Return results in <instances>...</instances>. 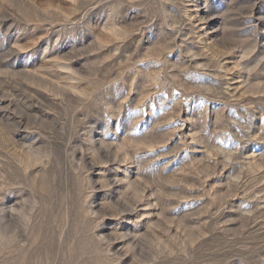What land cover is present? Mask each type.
<instances>
[{"label":"rangeland","instance_id":"1","mask_svg":"<svg viewBox=\"0 0 264 264\" xmlns=\"http://www.w3.org/2000/svg\"><path fill=\"white\" fill-rule=\"evenodd\" d=\"M0 264H264V0H0Z\"/></svg>","mask_w":264,"mask_h":264}]
</instances>
